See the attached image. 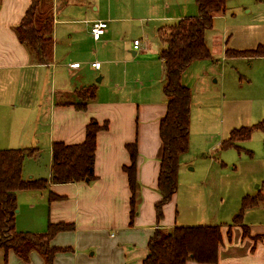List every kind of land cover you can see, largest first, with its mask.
I'll use <instances>...</instances> for the list:
<instances>
[{
	"label": "crops",
	"instance_id": "1",
	"mask_svg": "<svg viewBox=\"0 0 264 264\" xmlns=\"http://www.w3.org/2000/svg\"><path fill=\"white\" fill-rule=\"evenodd\" d=\"M32 1L0 0V148L35 147L36 152L24 160L23 176L49 178L55 142L82 143L91 120L108 126L96 135L95 179L48 181L45 188L18 190L16 228L44 232L50 223L72 224L51 239V245L60 248L54 264H143L157 228L219 225L222 241L216 262L190 258L186 264H264V219L253 217L254 209L264 212V200L247 208L243 220L235 222L221 209L224 198L211 196L208 187L195 191L192 177L184 170L178 173L176 192L158 215L160 121L167 110L159 32L181 18L198 15L196 0H42L40 11L53 17V60L48 64L37 63L16 31ZM98 19L108 24L95 40L91 27ZM135 39L140 40L138 49ZM232 57L225 53L224 59ZM254 57L264 56L248 58ZM91 86L95 95L84 97ZM80 103L85 107H78ZM203 126L209 141L199 148L190 123L189 148L180 158V167L193 158L195 169L202 166L195 183L206 186L211 168L228 159L225 154L215 155L226 139L224 129ZM248 140L238 146L252 156L253 151L242 146ZM131 143L138 148L133 223L132 191L123 168L131 163L127 148ZM205 152L208 156L200 158ZM261 186L251 195L264 194V180ZM0 264H5L2 250ZM7 264L45 261L35 250L25 261L10 249Z\"/></svg>",
	"mask_w": 264,
	"mask_h": 264
},
{
	"label": "trees",
	"instance_id": "2",
	"mask_svg": "<svg viewBox=\"0 0 264 264\" xmlns=\"http://www.w3.org/2000/svg\"><path fill=\"white\" fill-rule=\"evenodd\" d=\"M42 0H33L22 22L16 27L20 40L33 52L37 63L48 64L53 60V17L42 14ZM198 15L181 18L165 26L159 32L163 44L160 51L165 66L163 90L167 96V110L160 121V137L163 152L157 187L161 199L157 203L159 217L162 207L178 188V172L181 156L188 151L192 92L183 83L182 75L192 61L212 57L206 42V31L213 26L214 17L226 11V0H196ZM229 56H264V44L254 48L231 50ZM83 92V91H82ZM84 94L95 95V88H86ZM84 108L85 103L78 104ZM107 122L99 124L91 120L86 128L82 143L66 144L55 142L52 146V165L49 178H29L23 176V164L27 156L36 152L35 147L0 148V250L7 264L8 252L12 249L20 258L29 261L32 250L39 252L45 264H54V257L60 248L51 245V239L60 230L72 228L68 223H50L44 232L21 231L16 228L17 192L20 189L45 188L51 182L91 181L95 179L96 135L106 128ZM256 130H264V119L251 125L233 128L222 146L236 147L248 140ZM131 163L123 168L128 174L132 191L131 223L136 215L137 157L136 143L127 145ZM264 200V194L246 195L242 208L234 221H241L243 211ZM247 227L244 226L245 232ZM222 241L219 225H176L172 228H157L148 242V253L143 264H186L193 258L199 262L215 263L218 245Z\"/></svg>",
	"mask_w": 264,
	"mask_h": 264
},
{
	"label": "rangeland",
	"instance_id": "3",
	"mask_svg": "<svg viewBox=\"0 0 264 264\" xmlns=\"http://www.w3.org/2000/svg\"><path fill=\"white\" fill-rule=\"evenodd\" d=\"M206 40L212 57L194 60L185 69L182 80L193 92L191 128L195 133L192 138L199 148L209 141V136L201 130L202 124L204 129L209 124L215 130L222 127L228 138L232 128L264 119V57L224 59L228 48L242 50L264 44V0H226V11L214 18L212 28L206 31ZM242 146L250 148L252 156L245 149L220 146L215 155L220 158L225 154L228 160H224L225 164L217 161L211 168L206 186L195 183L199 181L202 166L195 169L193 158L179 166V171L187 170L192 177L195 191L208 187L211 196L224 198L221 209L232 220L240 213L244 196L259 192L264 180L261 178L264 132L255 131ZM208 154L201 153L200 158ZM180 182L183 183L182 179ZM208 207L211 210L212 204ZM253 211L254 218L264 219L262 210Z\"/></svg>",
	"mask_w": 264,
	"mask_h": 264
},
{
	"label": "built area",
	"instance_id": "4",
	"mask_svg": "<svg viewBox=\"0 0 264 264\" xmlns=\"http://www.w3.org/2000/svg\"><path fill=\"white\" fill-rule=\"evenodd\" d=\"M107 24H108V21L104 20V19H98V20L93 22L92 27H91V34L95 40L100 39L102 34L105 33ZM139 47H140V40L135 39L134 40V48L138 49ZM73 65L77 66L78 64L75 63ZM92 65L98 67L100 64H99V62H93Z\"/></svg>",
	"mask_w": 264,
	"mask_h": 264
}]
</instances>
